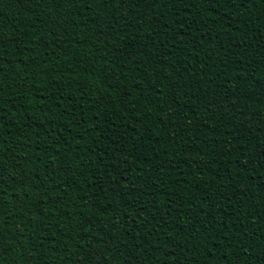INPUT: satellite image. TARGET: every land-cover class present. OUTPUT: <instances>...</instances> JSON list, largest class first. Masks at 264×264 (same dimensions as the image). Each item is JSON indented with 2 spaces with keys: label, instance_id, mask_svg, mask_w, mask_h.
I'll list each match as a JSON object with an SVG mask.
<instances>
[{
  "label": "trees",
  "instance_id": "1",
  "mask_svg": "<svg viewBox=\"0 0 264 264\" xmlns=\"http://www.w3.org/2000/svg\"><path fill=\"white\" fill-rule=\"evenodd\" d=\"M0 264H264V0H0Z\"/></svg>",
  "mask_w": 264,
  "mask_h": 264
},
{
  "label": "snow or ice",
  "instance_id": "2",
  "mask_svg": "<svg viewBox=\"0 0 264 264\" xmlns=\"http://www.w3.org/2000/svg\"><path fill=\"white\" fill-rule=\"evenodd\" d=\"M53 3L56 2V0H52ZM226 4H229L230 6H235V0H224ZM245 2V0H241V5Z\"/></svg>",
  "mask_w": 264,
  "mask_h": 264
}]
</instances>
